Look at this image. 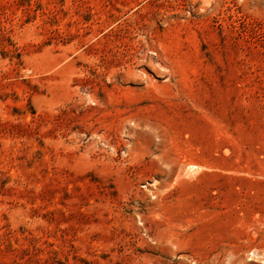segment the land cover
I'll list each match as a JSON object with an SVG mask.
<instances>
[{
	"label": "rangeland",
	"instance_id": "rangeland-1",
	"mask_svg": "<svg viewBox=\"0 0 264 264\" xmlns=\"http://www.w3.org/2000/svg\"><path fill=\"white\" fill-rule=\"evenodd\" d=\"M0 264H264V0H0Z\"/></svg>",
	"mask_w": 264,
	"mask_h": 264
}]
</instances>
